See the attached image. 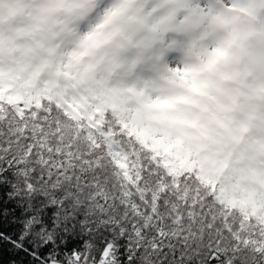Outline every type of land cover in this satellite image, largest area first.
Segmentation results:
<instances>
[{
	"label": "clouds",
	"instance_id": "obj_1",
	"mask_svg": "<svg viewBox=\"0 0 264 264\" xmlns=\"http://www.w3.org/2000/svg\"><path fill=\"white\" fill-rule=\"evenodd\" d=\"M0 73L22 95L142 88L264 134V0H0Z\"/></svg>",
	"mask_w": 264,
	"mask_h": 264
},
{
	"label": "trees",
	"instance_id": "obj_2",
	"mask_svg": "<svg viewBox=\"0 0 264 264\" xmlns=\"http://www.w3.org/2000/svg\"><path fill=\"white\" fill-rule=\"evenodd\" d=\"M50 94L66 105L70 119L65 123L78 135L73 150L94 153L89 157L93 170L75 164L57 174L46 162L0 158V264H76L78 259L87 264H105L103 258L109 256L115 264H138L136 259L129 260L130 245L135 240L133 218L127 215L128 209L121 207L125 201L112 189V183L129 171L133 153L118 151L127 160V169L122 170L114 164L109 149L94 147L87 131L80 132V128L82 121L97 139L105 122L113 125L108 132L117 136L127 129L126 134L138 146L136 153L159 157L165 167L174 168L168 158L165 160L126 124V113L146 105L152 94L133 86L109 88L91 98L65 99L63 93ZM0 99L15 103L19 98L0 92ZM92 100L97 103L92 104ZM73 103L77 106L72 111L67 105ZM218 123L217 131L202 125L205 141L198 148L216 161L212 172L204 168L200 158L186 169L196 168L205 190L209 194L215 191L224 205L220 214L247 223L246 217L254 218L264 209V134ZM115 124L120 125L118 130ZM103 173L113 179L107 183L94 180ZM104 202H108L107 207Z\"/></svg>",
	"mask_w": 264,
	"mask_h": 264
},
{
	"label": "snow or ice",
	"instance_id": "obj_3",
	"mask_svg": "<svg viewBox=\"0 0 264 264\" xmlns=\"http://www.w3.org/2000/svg\"><path fill=\"white\" fill-rule=\"evenodd\" d=\"M51 89L42 87L35 93L20 95L15 102L0 99V158L46 162L50 170L64 173L75 164L92 169L89 157L74 151V133L66 105ZM19 95V94H18ZM62 95V94H57ZM66 99V98H65ZM112 124L105 122L99 138L92 129L87 131L94 147L123 150L133 153L123 172L112 183L121 205L133 218L135 240L130 245L129 260L138 264H264V209L247 223L220 214L223 202L215 191L204 188L198 170L165 167L159 157L140 156L133 137L127 129L118 136L109 133ZM115 129L120 125L115 124ZM103 141V143H101ZM103 183L113 178L107 173L97 174L94 180ZM107 207L108 202H104ZM231 221V222H230ZM105 264H115L109 256ZM76 264H87L77 260Z\"/></svg>",
	"mask_w": 264,
	"mask_h": 264
},
{
	"label": "rangeland",
	"instance_id": "obj_4",
	"mask_svg": "<svg viewBox=\"0 0 264 264\" xmlns=\"http://www.w3.org/2000/svg\"><path fill=\"white\" fill-rule=\"evenodd\" d=\"M0 92L13 94L16 99L21 95L12 78L8 77L6 80L3 73H0ZM67 106L73 111L77 104ZM170 108L172 104L167 99L152 94L146 105L126 113V124L163 155L165 160L168 158L167 161L174 168H189L197 158H200L198 161H202L205 169L213 170L216 161L206 155L205 150L198 151L205 141L202 125L187 116L166 111ZM109 153L117 167L127 169V160L124 156L116 150H109ZM261 198L264 199V193Z\"/></svg>",
	"mask_w": 264,
	"mask_h": 264
}]
</instances>
